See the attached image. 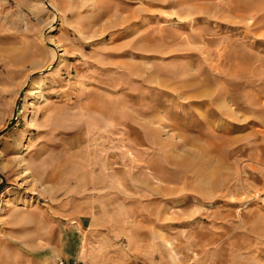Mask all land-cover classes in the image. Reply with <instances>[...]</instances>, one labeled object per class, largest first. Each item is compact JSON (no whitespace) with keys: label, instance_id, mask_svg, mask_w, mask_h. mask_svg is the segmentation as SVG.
<instances>
[{"label":"rangeland","instance_id":"rangeland-1","mask_svg":"<svg viewBox=\"0 0 264 264\" xmlns=\"http://www.w3.org/2000/svg\"><path fill=\"white\" fill-rule=\"evenodd\" d=\"M58 258L264 264V0H0V264Z\"/></svg>","mask_w":264,"mask_h":264},{"label":"bare ground","instance_id":"bare-ground-1","mask_svg":"<svg viewBox=\"0 0 264 264\" xmlns=\"http://www.w3.org/2000/svg\"><path fill=\"white\" fill-rule=\"evenodd\" d=\"M55 57V56H54ZM57 59V58H56ZM35 85L33 86V87H31L30 88V90L28 91L29 92V94H32L35 90H36V87H37V83H34ZM27 107V105H25V107L24 108H26ZM28 149V147H27V145L26 144H23V145H21L20 146V149H19V151H24V150H27Z\"/></svg>","mask_w":264,"mask_h":264},{"label":"built area","instance_id":"built-area-1","mask_svg":"<svg viewBox=\"0 0 264 264\" xmlns=\"http://www.w3.org/2000/svg\"><path fill=\"white\" fill-rule=\"evenodd\" d=\"M56 264H71V263H68L66 260H64L63 258H58V260L56 261ZM73 264H85L84 262H75Z\"/></svg>","mask_w":264,"mask_h":264}]
</instances>
